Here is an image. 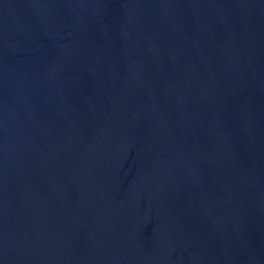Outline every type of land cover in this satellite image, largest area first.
Returning <instances> with one entry per match:
<instances>
[{
  "label": "water",
  "instance_id": "95a60500",
  "mask_svg": "<svg viewBox=\"0 0 264 264\" xmlns=\"http://www.w3.org/2000/svg\"><path fill=\"white\" fill-rule=\"evenodd\" d=\"M0 264H264V0H0Z\"/></svg>",
  "mask_w": 264,
  "mask_h": 264
}]
</instances>
